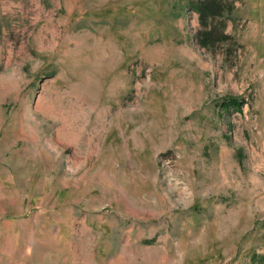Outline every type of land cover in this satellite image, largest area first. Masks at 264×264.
<instances>
[{"label": "rangeland", "instance_id": "obj_1", "mask_svg": "<svg viewBox=\"0 0 264 264\" xmlns=\"http://www.w3.org/2000/svg\"><path fill=\"white\" fill-rule=\"evenodd\" d=\"M0 264H264V0H0Z\"/></svg>", "mask_w": 264, "mask_h": 264}, {"label": "trees", "instance_id": "obj_2", "mask_svg": "<svg viewBox=\"0 0 264 264\" xmlns=\"http://www.w3.org/2000/svg\"><path fill=\"white\" fill-rule=\"evenodd\" d=\"M196 8V7H195ZM196 10V9H195ZM236 103V99H233V100H228L227 102H224L223 105L225 106H229V105H232V104H235Z\"/></svg>", "mask_w": 264, "mask_h": 264}]
</instances>
